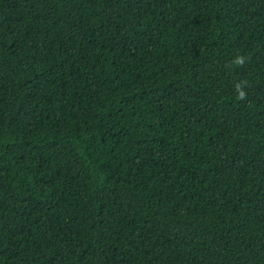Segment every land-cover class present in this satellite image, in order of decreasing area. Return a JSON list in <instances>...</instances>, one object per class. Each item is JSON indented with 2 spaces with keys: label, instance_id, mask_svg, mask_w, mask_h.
I'll return each mask as SVG.
<instances>
[{
  "label": "trees",
  "instance_id": "obj_1",
  "mask_svg": "<svg viewBox=\"0 0 264 264\" xmlns=\"http://www.w3.org/2000/svg\"><path fill=\"white\" fill-rule=\"evenodd\" d=\"M0 264H264V0H0Z\"/></svg>",
  "mask_w": 264,
  "mask_h": 264
},
{
  "label": "clouds",
  "instance_id": "obj_2",
  "mask_svg": "<svg viewBox=\"0 0 264 264\" xmlns=\"http://www.w3.org/2000/svg\"><path fill=\"white\" fill-rule=\"evenodd\" d=\"M239 63H243V60L241 59L240 61H239ZM243 97V94H241V98Z\"/></svg>",
  "mask_w": 264,
  "mask_h": 264
}]
</instances>
